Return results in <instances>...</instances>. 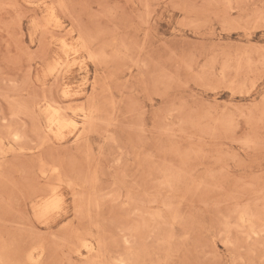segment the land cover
Returning <instances> with one entry per match:
<instances>
[{"label": "rangeland", "instance_id": "obj_1", "mask_svg": "<svg viewBox=\"0 0 264 264\" xmlns=\"http://www.w3.org/2000/svg\"><path fill=\"white\" fill-rule=\"evenodd\" d=\"M0 264H264V0H0Z\"/></svg>", "mask_w": 264, "mask_h": 264}, {"label": "bare ground", "instance_id": "obj_2", "mask_svg": "<svg viewBox=\"0 0 264 264\" xmlns=\"http://www.w3.org/2000/svg\"><path fill=\"white\" fill-rule=\"evenodd\" d=\"M49 16V15H48ZM53 21H54V18H53ZM57 21V20H56ZM59 42V41H58ZM63 43V42H62ZM61 43V44H62ZM66 45H67V43H66ZM68 46H70V45H68ZM73 48V47H72ZM76 48V47H75ZM75 48H74V50H75ZM79 48V47H78ZM77 48V49H78ZM62 49H63V47H62ZM64 49H67V48H64ZM63 49V50H64ZM69 49H70V47H69ZM73 50V51H74ZM74 52H77V51H74ZM64 53V52H63ZM68 53V51L67 52H65V54H67ZM71 53H73V52H71ZM69 54V53H68ZM68 59V58H67ZM76 63V62H75ZM65 64V63H64ZM68 68H70V66L68 67ZM61 70V69H60ZM70 87V86H69ZM68 87V88H69ZM71 89V88H70ZM68 90V89H67ZM66 91V90H65ZM66 93V92H65ZM65 95V94H64ZM63 95V96H64ZM48 105V104H47ZM49 107H50V105H49ZM51 108V107H50ZM59 108V107H58ZM47 111V110H46ZM45 111V112H46ZM54 111V110H53ZM58 111V110H57ZM57 111H54V115L50 118V120H49V124H50V126L51 127H53V129L55 128L56 130H57V132H59V130H61V132H62V129H64V127L66 128V125L67 124H73V125H75V124H77L78 122L76 121V119H74V117L72 118H62V117H60L58 114H60L59 112H58V114H57ZM82 111V110H81ZM72 113V112H71ZM73 114V113H72ZM74 115V114H73ZM85 117V114H83L82 115V118H84ZM48 120V119H47ZM86 123V122H85ZM72 125V126H73ZM85 125V124H84ZM48 126V125H47ZM72 126H69V127H72ZM68 127V126H67ZM52 131V130H51ZM56 132V131H55ZM55 132H54V134H55ZM56 132V133H57ZM81 132V131H80ZM52 133V132H51ZM53 134V133H52ZM57 134H55V136H56ZM59 135V134H58ZM77 137H78V135H77ZM60 181V180H59ZM58 189V188H57ZM56 189V190H57ZM51 193V192H50ZM41 202L40 203H38L39 205H38V212H39V215L40 216H45V215H48L50 212H52V211H54V210H56V209H59V204H58V199L56 198V196L55 195H49L47 198H45L43 201L42 200H40ZM38 215V214H37ZM54 217V216H53ZM89 219V218H88ZM87 246V245H86ZM85 246V247H86ZM83 247V246H82ZM86 248H89V247H86ZM91 251V250H90ZM31 259V258H30Z\"/></svg>", "mask_w": 264, "mask_h": 264}]
</instances>
